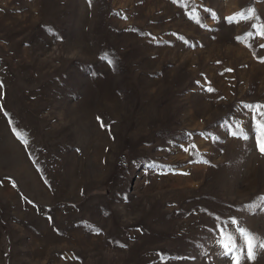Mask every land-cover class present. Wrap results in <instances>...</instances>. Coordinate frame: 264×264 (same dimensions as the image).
I'll use <instances>...</instances> for the list:
<instances>
[{"label": "rangeland", "instance_id": "374dc122", "mask_svg": "<svg viewBox=\"0 0 264 264\" xmlns=\"http://www.w3.org/2000/svg\"><path fill=\"white\" fill-rule=\"evenodd\" d=\"M261 33L264 0H0V264L246 257Z\"/></svg>", "mask_w": 264, "mask_h": 264}, {"label": "snow or ice", "instance_id": "6c2138e0", "mask_svg": "<svg viewBox=\"0 0 264 264\" xmlns=\"http://www.w3.org/2000/svg\"><path fill=\"white\" fill-rule=\"evenodd\" d=\"M241 15H244L243 13ZM231 22V19L230 21ZM262 35H264V33H261ZM251 35V34H250ZM239 39V38H238ZM264 47V46H262ZM209 91H212V89H209ZM246 107L248 108H252V105H247ZM103 126V125H102ZM233 135H235L236 133H232ZM258 148L260 150V152L262 154H264V138H262L261 140H258ZM255 237L251 236V234H248L245 237V245H246V257H238V256H233V264H241V260L246 258L248 260H254L255 259V252L257 248H264V241H261L259 244L254 243L255 241ZM225 250L226 251H230L229 246H225Z\"/></svg>", "mask_w": 264, "mask_h": 264}]
</instances>
